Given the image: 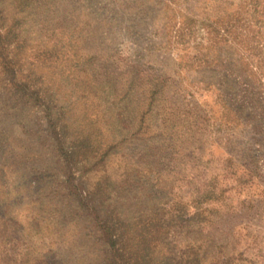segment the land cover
Returning <instances> with one entry per match:
<instances>
[{"label":"rangeland","instance_id":"1","mask_svg":"<svg viewBox=\"0 0 264 264\" xmlns=\"http://www.w3.org/2000/svg\"><path fill=\"white\" fill-rule=\"evenodd\" d=\"M174 205L264 264V0H0V264H107Z\"/></svg>","mask_w":264,"mask_h":264},{"label":"trees","instance_id":"2","mask_svg":"<svg viewBox=\"0 0 264 264\" xmlns=\"http://www.w3.org/2000/svg\"><path fill=\"white\" fill-rule=\"evenodd\" d=\"M167 211L156 219L140 220L133 230L121 218L113 226L111 223L112 235L117 236L110 244L107 264H231L226 257L204 260L203 247L197 243L179 247L177 235L170 234L171 230L184 226L192 216L185 214L181 205Z\"/></svg>","mask_w":264,"mask_h":264}]
</instances>
